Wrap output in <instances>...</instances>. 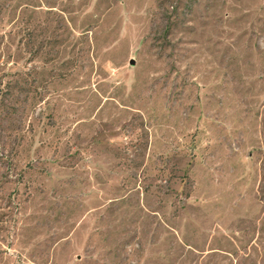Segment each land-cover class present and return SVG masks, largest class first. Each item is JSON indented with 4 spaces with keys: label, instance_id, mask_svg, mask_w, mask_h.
Masks as SVG:
<instances>
[{
    "label": "rangeland",
    "instance_id": "rangeland-1",
    "mask_svg": "<svg viewBox=\"0 0 264 264\" xmlns=\"http://www.w3.org/2000/svg\"><path fill=\"white\" fill-rule=\"evenodd\" d=\"M0 264H264V0H0Z\"/></svg>",
    "mask_w": 264,
    "mask_h": 264
},
{
    "label": "water",
    "instance_id": "water-1",
    "mask_svg": "<svg viewBox=\"0 0 264 264\" xmlns=\"http://www.w3.org/2000/svg\"><path fill=\"white\" fill-rule=\"evenodd\" d=\"M131 63L133 64V60H131Z\"/></svg>",
    "mask_w": 264,
    "mask_h": 264
}]
</instances>
